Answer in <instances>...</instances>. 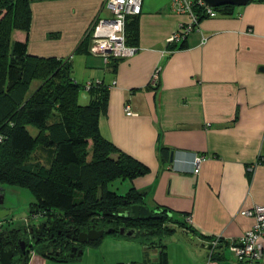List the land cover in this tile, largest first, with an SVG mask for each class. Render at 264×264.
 Wrapping results in <instances>:
<instances>
[{"label":"crops","instance_id":"crops-1","mask_svg":"<svg viewBox=\"0 0 264 264\" xmlns=\"http://www.w3.org/2000/svg\"><path fill=\"white\" fill-rule=\"evenodd\" d=\"M170 4L143 0L131 58L106 60L84 43L98 18L112 16L106 0H30L32 26L14 36L27 41L29 54L70 59L72 68L79 56L83 71L75 66V79L110 86L101 133L149 169L132 187L152 210L169 209L207 239L193 240L174 224L171 236L149 242L108 234L65 260L33 249L27 264H160L162 244L169 264H243L228 246L254 224L241 210L264 206V0L202 18L185 47L172 51L167 40L189 16ZM196 154L207 155L199 173ZM220 237L225 246L216 251L200 246Z\"/></svg>","mask_w":264,"mask_h":264},{"label":"trees","instance_id":"trees-1","mask_svg":"<svg viewBox=\"0 0 264 264\" xmlns=\"http://www.w3.org/2000/svg\"><path fill=\"white\" fill-rule=\"evenodd\" d=\"M235 7L223 5L215 10L220 15L231 14ZM196 11L201 19L208 17L202 14L203 9ZM138 16L128 17L129 45L138 43ZM31 22L30 0H0V134L4 140L0 143V181L33 192L36 202L31 204L30 216L46 218L61 228L96 224L107 230L114 228L112 235L120 234L122 227L136 228L140 231L138 237L149 235L144 233L146 230L171 233L176 224L190 235L206 240L197 235L187 219L175 218L164 207L157 209L163 215L161 219L143 221L125 216L134 203L145 204V194L135 187L120 194L110 190L109 184L116 178L133 180L149 169L101 133L99 123L108 107L110 86L91 81V88L84 91L86 84L73 76L70 59L29 54L27 41L13 39L12 32L15 28L29 31ZM84 43L89 52V39ZM180 43H169L167 48H184L186 42L179 46ZM83 92L86 104L79 102ZM30 126L38 129L36 135ZM42 149L47 151L49 163L41 160ZM10 221L9 226L14 225ZM17 232L12 229L9 235L16 237ZM5 235L8 232L0 233ZM101 242L93 240L90 245ZM218 246H225L223 237L212 250ZM160 248V264H169L164 245ZM218 254L213 255L220 259ZM27 255L25 264L30 256Z\"/></svg>","mask_w":264,"mask_h":264},{"label":"built area","instance_id":"built-area-1","mask_svg":"<svg viewBox=\"0 0 264 264\" xmlns=\"http://www.w3.org/2000/svg\"><path fill=\"white\" fill-rule=\"evenodd\" d=\"M143 0H106V7L110 9L112 16L109 18H98L89 30V53L101 56L108 60L111 58H131L138 50L137 46L129 45L127 42L126 24L129 16H137L142 12ZM172 10L178 14L189 16L186 23L181 24L180 30L168 38L169 43L184 41L188 35L199 26L201 16L197 9H203L205 16H217L215 7L206 4L203 0H171ZM159 69L155 70L152 85L155 86L159 78ZM92 82H87L84 91H88ZM127 115L134 114L131 106L125 107ZM0 134V143L3 142ZM207 159V155L196 154L193 160L194 172L199 173L201 164ZM241 214L254 219L253 226L243 233V236L233 240L229 248L233 251L235 258L243 264H256L264 258V206L255 205L253 208H243ZM37 217V216H36ZM7 220L0 219V228ZM211 243L219 244V238ZM34 253V252H32Z\"/></svg>","mask_w":264,"mask_h":264},{"label":"flooded vegetation","instance_id":"flooded-vegetation-1","mask_svg":"<svg viewBox=\"0 0 264 264\" xmlns=\"http://www.w3.org/2000/svg\"><path fill=\"white\" fill-rule=\"evenodd\" d=\"M0 209L10 210V208L7 207L6 199L3 204H0ZM124 214L125 216L132 215L131 210ZM5 225L6 224H3V226L0 228V233L8 232V235H5L4 237L0 236V239L6 250L14 251L11 264H25L26 257L28 256L27 254H29L31 248H35V246L39 247V250L44 252L46 255L56 258L59 257L68 259L72 257V254L78 252L81 250V248L84 249V247L90 245L91 242H93L92 240L87 244L80 243V235L83 232H89L92 230V228L106 231L114 229H103L96 224L80 228H76L73 224H69L67 228H61L59 225L55 226L54 224L50 223L48 220H46V218H40L38 219V222L34 224H30L28 222L22 226L12 225L10 227L8 225L9 227H7ZM12 229H16L18 231V235H16V237L12 234L11 236L9 235ZM0 264H2L1 257Z\"/></svg>","mask_w":264,"mask_h":264},{"label":"rangeland","instance_id":"rangeland-1","mask_svg":"<svg viewBox=\"0 0 264 264\" xmlns=\"http://www.w3.org/2000/svg\"><path fill=\"white\" fill-rule=\"evenodd\" d=\"M16 30H21V29L15 28L13 30V32H12L13 39H15L14 32ZM80 62H82L81 59L79 58V56L76 55L75 62L73 64V66H74L73 68H75V73L77 72V68H78V74L82 73V71H83L82 68L80 67V65H81ZM75 66H78V67L76 68ZM78 81L83 83V84L87 83L84 81V79H81V78H78ZM89 81H91V80H89ZM94 82H96V81H94ZM79 102H81L82 104L87 103L86 95L84 92L82 93V96H81ZM29 128L31 129V131L34 135L37 134L38 129L36 127L30 126ZM40 157H41V160L43 162L49 163L48 162L49 160L47 158V151L42 150L40 152ZM132 186H133V181H131L129 179H127V178H125V179L116 178L109 184V189L112 191H116L120 194H125V192H127L130 188H132ZM0 194L5 195L7 207L10 208V210H11L10 216H8V217L10 218V220L13 221V224L15 226H22L24 224H27L28 222L30 224H34V223L38 222L37 217L34 218V217L30 216V207H31V204L33 202H36V197L34 196V193L31 192L29 189L23 188V187H21V188L16 187L14 185H11L10 183L7 184L6 182L0 181ZM9 221L7 223H9ZM8 225L9 224H6L5 226L9 227ZM173 233H174V231H172L171 233L164 231V233H161V234H158V233L157 234L156 233H150L149 235L141 234L137 238H134V239H136V240L147 239V241H148V240H150L149 239L150 237H158V235H160V236L164 235V237L167 238V237L171 236ZM113 238H115V237H113ZM32 249H34V250L36 249L37 251H39V247H37V246H35V248H32ZM130 257H132L131 254H130Z\"/></svg>","mask_w":264,"mask_h":264},{"label":"water","instance_id":"water-1","mask_svg":"<svg viewBox=\"0 0 264 264\" xmlns=\"http://www.w3.org/2000/svg\"><path fill=\"white\" fill-rule=\"evenodd\" d=\"M206 4L211 5L212 7L215 8H219L222 7L223 5H231V6H245L249 3H252V1L254 0H203ZM174 151L171 152L170 156H171V160H174ZM5 195L4 194H0V204H3L5 202ZM129 211H126V213H128ZM11 210H6V209H0V219L6 218L10 215ZM131 213L132 216L138 220H143V221H148L150 220L151 217H154L155 219H161L163 217L162 214H159V211L157 209L152 210L150 207L147 206V204H133L132 205V209H131ZM172 216V214H171ZM114 229H110L108 231L106 230H98L95 228H92L91 231L89 232H83L80 235V239L79 242L80 243H84L87 244L89 242H91L92 240H98V239H102L106 234H112L114 233ZM140 231L137 230L136 228L134 229H126L124 227H122L120 229V234L125 235L126 237H135ZM153 230L150 231H144L145 234L147 233H153ZM193 240H196L197 238L192 236ZM201 247L206 248V249H213L214 245L213 243H205V242H201L200 244ZM83 252V249L81 248V250H79L78 252L72 254V257L75 258L77 256H81ZM14 255V251H10V250H6L4 245H2L1 243V239H0V257H1V263L2 264H11V260L12 257Z\"/></svg>","mask_w":264,"mask_h":264},{"label":"clouds","instance_id":"clouds-1","mask_svg":"<svg viewBox=\"0 0 264 264\" xmlns=\"http://www.w3.org/2000/svg\"><path fill=\"white\" fill-rule=\"evenodd\" d=\"M3 219H5V218H3ZM9 222H10V221H9ZM32 252H34V250L31 248V250L29 251V254L32 253Z\"/></svg>","mask_w":264,"mask_h":264}]
</instances>
